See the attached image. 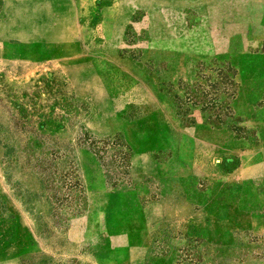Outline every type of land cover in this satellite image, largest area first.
<instances>
[{"label":"rangeland","instance_id":"374dc122","mask_svg":"<svg viewBox=\"0 0 264 264\" xmlns=\"http://www.w3.org/2000/svg\"><path fill=\"white\" fill-rule=\"evenodd\" d=\"M0 264H264V0H0Z\"/></svg>","mask_w":264,"mask_h":264},{"label":"crops","instance_id":"0c3cea01","mask_svg":"<svg viewBox=\"0 0 264 264\" xmlns=\"http://www.w3.org/2000/svg\"><path fill=\"white\" fill-rule=\"evenodd\" d=\"M34 16L36 20H43V22H45V20L47 19V15L46 13L43 12V8H40L38 10H35L34 12ZM32 20V19H31ZM42 21H40L39 25H36V27L32 26L31 23H29V21L27 22V24L19 27V25H16L15 27H13V31L16 33V38L18 36H24V42H34V40L42 37L45 32L42 31H33V29L38 28L41 29L42 28ZM46 24V23H45ZM18 39V38H17Z\"/></svg>","mask_w":264,"mask_h":264}]
</instances>
